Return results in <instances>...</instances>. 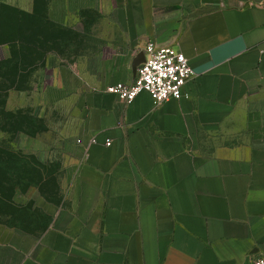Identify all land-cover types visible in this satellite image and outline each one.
<instances>
[{
	"label": "crops",
	"instance_id": "crops-1",
	"mask_svg": "<svg viewBox=\"0 0 264 264\" xmlns=\"http://www.w3.org/2000/svg\"><path fill=\"white\" fill-rule=\"evenodd\" d=\"M47 16L86 25V66L60 76L83 111V160L64 202L32 209L44 224H0V264H254L264 0H50ZM150 41L180 49L194 76L179 100L123 102L107 88L134 82Z\"/></svg>",
	"mask_w": 264,
	"mask_h": 264
},
{
	"label": "rangeland",
	"instance_id": "rangeland-1",
	"mask_svg": "<svg viewBox=\"0 0 264 264\" xmlns=\"http://www.w3.org/2000/svg\"><path fill=\"white\" fill-rule=\"evenodd\" d=\"M3 2L32 9L35 0ZM39 2L43 8L50 0ZM78 27L81 32L68 27L44 32L42 37L50 42L38 67L0 76V163L6 165L0 169L5 184L0 185V224H44L45 217H37L32 209L61 204L71 192L83 160V111L76 91L65 88L60 76L64 68L81 74L86 66V25ZM7 86H12L8 96Z\"/></svg>",
	"mask_w": 264,
	"mask_h": 264
},
{
	"label": "trees",
	"instance_id": "trees-1",
	"mask_svg": "<svg viewBox=\"0 0 264 264\" xmlns=\"http://www.w3.org/2000/svg\"><path fill=\"white\" fill-rule=\"evenodd\" d=\"M39 3V0H35L32 12L6 2L0 4V54H2L0 55V76L6 78L13 73L24 74L35 70L41 58H44L47 53L43 48L46 47L45 43L50 42V39L42 37L43 33L50 31L51 28L53 30L67 28L48 18L49 2L43 8L39 7ZM4 52H8L9 56ZM11 89L12 86L6 87V96ZM2 168L0 163V169ZM3 169L6 170V165ZM0 185L5 184L0 180ZM10 199L12 200V194Z\"/></svg>",
	"mask_w": 264,
	"mask_h": 264
},
{
	"label": "built area",
	"instance_id": "built-area-1",
	"mask_svg": "<svg viewBox=\"0 0 264 264\" xmlns=\"http://www.w3.org/2000/svg\"><path fill=\"white\" fill-rule=\"evenodd\" d=\"M145 54L133 83L113 84L107 91L126 103L144 91L151 94L155 104L181 99L185 86L194 76L189 59L176 46H161L153 41L147 44ZM254 264H264V254L257 256Z\"/></svg>",
	"mask_w": 264,
	"mask_h": 264
}]
</instances>
